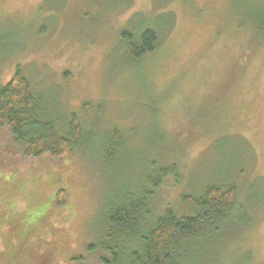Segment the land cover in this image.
I'll use <instances>...</instances> for the list:
<instances>
[{
    "label": "rangeland",
    "instance_id": "1",
    "mask_svg": "<svg viewBox=\"0 0 264 264\" xmlns=\"http://www.w3.org/2000/svg\"><path fill=\"white\" fill-rule=\"evenodd\" d=\"M263 18L264 0H0V85L18 66L40 100L39 119L60 124L74 111L87 129L60 169L35 175L9 170L16 145L0 139V264L84 256L102 201L137 187L163 147L159 122L170 136L189 132L161 159L181 176L163 186V207L188 215L181 196L216 183L235 185L253 215L251 227L240 219L200 240L184 264H264ZM145 26L159 49L121 69L122 31L137 36ZM248 45L257 48L235 70ZM115 128L113 162L97 160ZM59 188L67 204L53 209Z\"/></svg>",
    "mask_w": 264,
    "mask_h": 264
},
{
    "label": "trees",
    "instance_id": "2",
    "mask_svg": "<svg viewBox=\"0 0 264 264\" xmlns=\"http://www.w3.org/2000/svg\"><path fill=\"white\" fill-rule=\"evenodd\" d=\"M154 3L157 5L156 1ZM260 21L264 22V18ZM121 39L127 42L122 51L121 69L129 64L144 63L159 49L157 31L147 26L137 36L123 30ZM256 48L248 45L242 49L235 70L250 60ZM39 104L30 82L17 66L12 77L0 85V139L7 135L16 145L9 155L11 172L28 175L40 170L54 172L60 169L56 164L79 150L84 142L87 129L76 112H68L66 119L56 124L53 119H39ZM155 126L159 128L155 129L156 141L163 147L156 151V157L145 162L146 171L137 187L120 189L110 199L102 201L94 239L86 245L85 255L71 257L69 264H184L188 253L200 240L218 232L225 224L246 218L247 226L253 225V215L237 202L235 185L208 183L198 195H182V203L191 212L188 215L178 216L162 206L158 197L163 186L168 180L175 182L181 177L175 161L163 160L168 150L178 151L186 143L189 132L182 130L170 136L160 122ZM121 134L115 128L107 135L97 160L113 162ZM67 198L64 188L57 189L53 209L65 207Z\"/></svg>",
    "mask_w": 264,
    "mask_h": 264
}]
</instances>
